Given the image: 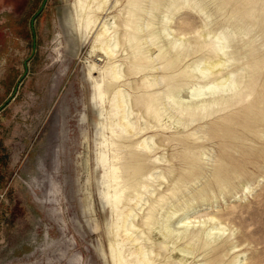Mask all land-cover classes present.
<instances>
[{
  "label": "rangeland",
  "instance_id": "obj_1",
  "mask_svg": "<svg viewBox=\"0 0 264 264\" xmlns=\"http://www.w3.org/2000/svg\"><path fill=\"white\" fill-rule=\"evenodd\" d=\"M6 1L20 4L21 0ZM43 1L21 2L15 23L0 19V264H112L107 231L112 229L115 214L100 192L102 168L98 162L102 124L110 114L108 105L96 96L97 74L92 67L104 63L97 61L95 28L83 22L79 0H47L39 13ZM121 1L112 14L125 10ZM87 2L94 18L96 2ZM209 3L214 11L218 2ZM256 6L258 12L262 10L264 0ZM225 16L229 17L227 12ZM213 17L214 21L220 19ZM203 18L183 8L171 24L174 34L181 32L177 27L181 21L199 27ZM263 35L256 34V57H264ZM241 55L240 64L250 59L246 52ZM127 68L123 66L125 71ZM262 81L264 65L258 86ZM91 94L96 106L90 101ZM219 114L223 113L186 130L206 126ZM170 132L149 130L147 135L161 133L154 137L157 149L153 157H164L165 162L159 161L163 167L174 166L175 178L186 169L187 161L180 143L165 140ZM242 137L228 141L212 136L198 141L206 158L183 184L186 189L180 197L192 192L194 200L187 209L181 203L170 223L177 227L185 220L196 228L204 222L211 228L215 222L209 220L214 216L228 232L209 249L188 256L186 264H199L215 255L220 264L231 263L237 255L242 262L235 264H264V141L246 134ZM123 150L118 151L121 156ZM220 169L225 172L226 189L216 183ZM173 178L167 175L159 190ZM164 209L163 216L169 208Z\"/></svg>",
  "mask_w": 264,
  "mask_h": 264
},
{
  "label": "bare ground",
  "instance_id": "obj_2",
  "mask_svg": "<svg viewBox=\"0 0 264 264\" xmlns=\"http://www.w3.org/2000/svg\"><path fill=\"white\" fill-rule=\"evenodd\" d=\"M86 1L79 0L78 13L87 27L95 28L97 61L104 63L92 67V73L97 74L96 96L108 105L110 114L102 124L98 152L100 192L115 214L112 229L107 231L109 258L112 264H186L188 256L209 249L216 238L228 232L214 216L209 220L215 222L211 228L204 222L196 228L185 220L177 227L170 223L181 203L187 209L194 200L192 192L180 197L186 189L183 184L206 158L198 141L212 136L242 140L244 134L264 141V84H257L264 57H256V34H264V7L257 11L259 0H124L125 10L112 14L119 0H93V18ZM209 1L218 2L214 11L209 9ZM183 8L204 18L199 27L181 21L177 26L181 32L175 35L171 24ZM226 12L229 17L223 18ZM214 15L220 19L214 21ZM239 42L245 46L243 52ZM245 52L250 59L240 64ZM218 113L223 114L208 125L186 130ZM149 130L178 131L170 132L165 140H176L184 148L187 165L182 174L173 178L172 163L163 167L159 161L164 157H153L157 134L147 135ZM135 137L140 139L132 141ZM123 149L121 156L118 151ZM224 173L218 171L216 183L226 189ZM167 175L172 182L159 190ZM167 206L163 216L161 211ZM240 262L237 255L228 264ZM220 263L215 255L199 264Z\"/></svg>",
  "mask_w": 264,
  "mask_h": 264
},
{
  "label": "crops",
  "instance_id": "obj_3",
  "mask_svg": "<svg viewBox=\"0 0 264 264\" xmlns=\"http://www.w3.org/2000/svg\"><path fill=\"white\" fill-rule=\"evenodd\" d=\"M21 2L20 1V4L19 2L16 3L14 1H6V0H3L2 2H0V19L2 21H12L13 23L16 22L19 14H20V8H21ZM20 5V7H19ZM23 8V7H22ZM90 101L94 104V101H93V96L91 94V99ZM95 105V104H94ZM96 106V105H95ZM2 109V108H0Z\"/></svg>",
  "mask_w": 264,
  "mask_h": 264
},
{
  "label": "water",
  "instance_id": "obj_4",
  "mask_svg": "<svg viewBox=\"0 0 264 264\" xmlns=\"http://www.w3.org/2000/svg\"><path fill=\"white\" fill-rule=\"evenodd\" d=\"M46 1H47V0H44V1H43V4H42L41 8L39 9V13H40V11L43 9V7H44ZM32 23H33V21H31V24H32ZM32 47H33V49L35 48V43H34V42H33ZM0 110H1V109H0Z\"/></svg>",
  "mask_w": 264,
  "mask_h": 264
},
{
  "label": "flooded vegetation",
  "instance_id": "obj_5",
  "mask_svg": "<svg viewBox=\"0 0 264 264\" xmlns=\"http://www.w3.org/2000/svg\"><path fill=\"white\" fill-rule=\"evenodd\" d=\"M21 1H22L23 5H24L26 0H21Z\"/></svg>",
  "mask_w": 264,
  "mask_h": 264
}]
</instances>
